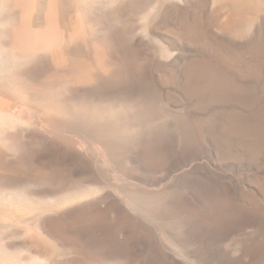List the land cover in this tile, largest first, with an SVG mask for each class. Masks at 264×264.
Returning a JSON list of instances; mask_svg holds the SVG:
<instances>
[{"label":"rangeland","instance_id":"1","mask_svg":"<svg viewBox=\"0 0 264 264\" xmlns=\"http://www.w3.org/2000/svg\"><path fill=\"white\" fill-rule=\"evenodd\" d=\"M120 1L108 7L119 54L142 78L147 104L138 110L148 130L164 119L161 137L147 136L144 158L137 148L106 151L93 140L84 152L49 139L35 143L26 152L37 160L17 152L15 162L0 161V196H61L96 185L97 192L63 208L95 217V245L87 222L50 221L69 239L82 236L84 244L66 252L84 264L95 254L98 264H264V0H132L127 13ZM84 16L100 27L88 9ZM144 25L149 46L138 47ZM152 41L174 56L154 55ZM104 45L114 50L106 39ZM123 125L116 138L134 141ZM78 134L93 137L87 128Z\"/></svg>","mask_w":264,"mask_h":264},{"label":"bare ground","instance_id":"2","mask_svg":"<svg viewBox=\"0 0 264 264\" xmlns=\"http://www.w3.org/2000/svg\"><path fill=\"white\" fill-rule=\"evenodd\" d=\"M116 1L0 0L1 163H7L6 159L10 157L13 162L19 157L29 163L37 160L34 154L26 151L35 143L43 144L48 139L81 152L89 150L92 140L106 151L122 147L137 148L143 153L141 158H144L148 148L145 140L147 136L162 135L164 119L157 118L153 128L148 130L144 114L138 110V107L147 104V95L145 89L141 88L142 78L139 73L119 54L123 45L117 39V30L110 15L114 11L108 8ZM136 1L143 6V1ZM120 3L127 13L133 2L121 0ZM156 8L160 10L158 4ZM86 9L90 22L95 21L100 27L93 28L89 20L84 18ZM139 30L136 37H140L135 42L141 47L148 44L145 39L149 35L145 25ZM127 32L131 34L132 28ZM247 36H250L248 32ZM105 39L114 50L106 48ZM163 46L153 42L150 50L154 55L168 54L172 57L173 54ZM61 95L63 97H58ZM68 101L72 104L86 102V106L84 109L80 106H67L65 104ZM151 104L157 116H160L163 111L161 104L155 99H152ZM101 112L104 116L107 112L112 115L105 120L103 115L99 116ZM120 123L126 126L124 132L134 131V141L116 138ZM82 128L92 130L91 141L78 134ZM10 147L14 154L9 151ZM17 152H21L19 157ZM138 163L142 167L143 159L142 162L138 159ZM97 190L96 185L88 184L74 194L61 196H0L3 204L0 206V230L4 227L10 233L5 235V232H0V264H84L82 258H71L66 252L68 247L79 249L84 244L82 236L69 239L50 221L72 216L87 222L92 228L90 240L95 245L99 238L95 217L90 215L88 221L82 214H78L81 210L77 209L70 214V211H64L63 208L75 206ZM91 264H98L97 254Z\"/></svg>","mask_w":264,"mask_h":264}]
</instances>
